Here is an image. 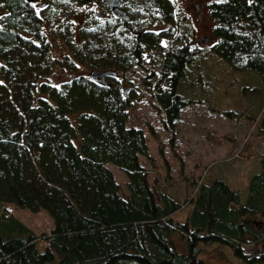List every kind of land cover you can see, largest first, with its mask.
I'll list each match as a JSON object with an SVG mask.
<instances>
[{"label":"trees","instance_id":"16d2710c","mask_svg":"<svg viewBox=\"0 0 264 264\" xmlns=\"http://www.w3.org/2000/svg\"><path fill=\"white\" fill-rule=\"evenodd\" d=\"M47 1L39 13L29 0H0V203L50 218L48 230L35 233L2 207L0 264H206L210 243L243 264H264V150L243 186L198 179L177 199L152 170L143 128L125 124L128 93L114 74L105 82L88 75L124 71L157 50L151 73L167 85L155 81L152 94L171 137L188 101L177 81L198 50L186 15L169 0H119L129 16L122 21L95 0L99 11L84 10L77 23L70 16L83 0ZM206 8L209 48L264 84V0H207ZM56 38L65 46L60 57L51 54ZM55 67L69 76L51 81ZM240 111L245 124L257 119L264 141V102L255 115ZM240 111L225 109L234 119ZM111 165L126 177L123 191Z\"/></svg>","mask_w":264,"mask_h":264},{"label":"rangeland","instance_id":"374dc122","mask_svg":"<svg viewBox=\"0 0 264 264\" xmlns=\"http://www.w3.org/2000/svg\"><path fill=\"white\" fill-rule=\"evenodd\" d=\"M29 1L34 6L48 4L47 0ZM169 1L176 13L186 15V24L191 26V36L198 47L195 58L184 65L176 86L188 101L179 108L173 122L175 133L170 137L163 111L152 94L155 81L162 87L167 85L166 78L160 80L156 73H151L159 68V53L157 50L142 53L140 64L114 73L119 87H126L130 97L125 124L143 128L152 155V170L161 186L177 199H181L186 182L188 185L198 179L220 177L232 186L241 187L247 174L257 168L256 156L264 150V141L255 133L257 119L251 126L245 124L249 117L240 110L244 108L251 115L259 112L264 102V84L254 71L232 69L209 48L213 38L210 36L212 22L206 8L207 0ZM88 8L99 11L95 0H83L80 11L74 12L71 19L81 22L84 10ZM37 11H41L39 6ZM58 14L61 16L62 12ZM203 36L206 40H202ZM54 41L51 54L60 57L65 46L60 39ZM162 43L170 47L178 44L170 39H162ZM79 70L88 72L83 66ZM68 76L67 72L55 67L50 79L58 81ZM226 108L242 114L236 119L231 118L226 115ZM148 126L157 137L149 133ZM140 160L148 165L145 157L141 156ZM111 166L123 191L126 177L116 166ZM240 196H243L242 192ZM2 207L9 209L35 233L46 231L50 226V218L42 209L32 211L9 201L0 203V209ZM246 249H250L248 245ZM203 256L206 264H243L228 248L215 243L204 246Z\"/></svg>","mask_w":264,"mask_h":264},{"label":"water","instance_id":"95a60500","mask_svg":"<svg viewBox=\"0 0 264 264\" xmlns=\"http://www.w3.org/2000/svg\"><path fill=\"white\" fill-rule=\"evenodd\" d=\"M105 5L114 13V15L122 21H127L129 16L118 4L119 0H103ZM99 14V12H96ZM206 36L202 37V40H206ZM115 70L113 69H104V70H95L92 69L89 71L88 75L90 78H97L99 81L105 82L104 75L114 74ZM126 91V87L122 88V92Z\"/></svg>","mask_w":264,"mask_h":264}]
</instances>
